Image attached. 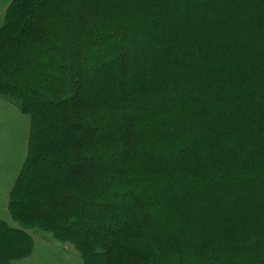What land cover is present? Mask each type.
<instances>
[{
	"label": "trees",
	"instance_id": "1",
	"mask_svg": "<svg viewBox=\"0 0 264 264\" xmlns=\"http://www.w3.org/2000/svg\"><path fill=\"white\" fill-rule=\"evenodd\" d=\"M2 20L0 99L28 135L0 264L39 231L83 264H264V0H10Z\"/></svg>",
	"mask_w": 264,
	"mask_h": 264
},
{
	"label": "rangeland",
	"instance_id": "2",
	"mask_svg": "<svg viewBox=\"0 0 264 264\" xmlns=\"http://www.w3.org/2000/svg\"><path fill=\"white\" fill-rule=\"evenodd\" d=\"M9 1L0 0V24ZM27 135V116L13 102L0 99V218L11 226H16V223L10 219L6 209L8 191L24 160ZM31 235L34 238L32 253L9 261V264H83L71 244L56 242L52 235L40 231Z\"/></svg>",
	"mask_w": 264,
	"mask_h": 264
}]
</instances>
